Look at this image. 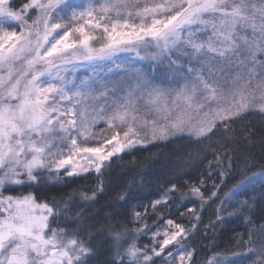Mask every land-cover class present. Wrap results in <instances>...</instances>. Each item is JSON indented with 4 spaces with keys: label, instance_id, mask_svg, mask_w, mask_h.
<instances>
[{
    "label": "snow or ice",
    "instance_id": "6c2138e0",
    "mask_svg": "<svg viewBox=\"0 0 264 264\" xmlns=\"http://www.w3.org/2000/svg\"><path fill=\"white\" fill-rule=\"evenodd\" d=\"M142 46L152 63L111 80L118 54ZM69 66L86 71L70 80ZM253 111L264 113V0H0V264H99L98 237L109 244L103 264H192L200 215L185 198L232 202L235 215L255 203L238 199L254 177L264 183L245 175L224 191L231 158L215 148ZM184 134L212 152L219 183L169 182L147 206L125 188L96 211L121 154ZM93 174L90 192L49 198ZM238 243L234 256L264 264V223Z\"/></svg>",
    "mask_w": 264,
    "mask_h": 264
},
{
    "label": "trees",
    "instance_id": "16d2710c",
    "mask_svg": "<svg viewBox=\"0 0 264 264\" xmlns=\"http://www.w3.org/2000/svg\"><path fill=\"white\" fill-rule=\"evenodd\" d=\"M233 128L234 136L226 141H221L217 137L215 144V148L222 156L231 158V170L224 178L226 181L224 191L232 188L245 175L264 173V113L253 111L245 119L238 120ZM227 165L228 160H224L222 167ZM219 171L220 167L216 166L212 152L207 151L204 145L195 143L194 138H189L186 134L137 145L129 154H121V158L116 159L105 177L108 185L107 193L98 197L96 211L102 216L108 210L106 206L113 202L115 193L125 188L132 193L133 204L144 206L157 199L162 190L169 186V182L182 185L183 190L187 191L189 184L199 183L203 179L205 181L201 187L203 192L205 188H212L213 181L220 182ZM254 178L256 183L248 185L244 190L245 195L238 199L254 197L255 203L235 215H229L234 211L232 202L221 205L219 200L215 203L209 200L202 205L196 197L185 198L184 203L188 207L195 208L200 215V222L188 241L189 248L193 251L192 264H208L213 257L219 259L221 264H230V262L248 264L247 260L242 259L241 256H234L233 253L243 252L242 246L238 243L240 236L246 234L255 223H264V200L261 199L264 194V183L261 182L259 175ZM95 183L94 174L88 175L87 179L75 178L66 186L53 187L48 192V196L59 199L66 194H75L78 198L80 192H90L95 187ZM205 195L207 196L208 193L205 192ZM220 195L223 199V194ZM172 212L175 213V208ZM217 215L223 219L218 220ZM180 219L187 226L195 223L187 213ZM249 219L254 222L253 225H249ZM148 223L151 226L152 220L149 219ZM99 227L100 223H97L96 230ZM96 230H93V234ZM137 242L142 246L150 245L151 232L141 235ZM93 243L98 248L99 264H103L109 248L107 239L98 237ZM161 263L163 261L157 259V264Z\"/></svg>",
    "mask_w": 264,
    "mask_h": 264
},
{
    "label": "rangeland",
    "instance_id": "374dc122",
    "mask_svg": "<svg viewBox=\"0 0 264 264\" xmlns=\"http://www.w3.org/2000/svg\"><path fill=\"white\" fill-rule=\"evenodd\" d=\"M136 51H139L140 57H145V59L141 60L139 57H137ZM136 51H127V52H121L118 54L119 59H117L114 64L110 65L112 68V72L109 73L108 75H109V78L111 80H113V81L119 80L121 76H124L125 75V69H128L130 64L134 65V67H137V68H143L146 65L152 63V61L148 58L152 52L151 47L142 46L141 48L137 49ZM116 65H120V67L117 68ZM73 71H75L76 73H84L86 71V69L81 67L79 69L73 70L71 68V66H69L68 79H70V80L74 78L73 74H72ZM127 74L131 75V71L129 70V72ZM101 75H103V73H101ZM173 136H176V135H173ZM170 137H172V136H170ZM150 142H152V141H150ZM150 142H147L145 144H148ZM145 144H143V145H145ZM161 264H163V263H161Z\"/></svg>",
    "mask_w": 264,
    "mask_h": 264
}]
</instances>
